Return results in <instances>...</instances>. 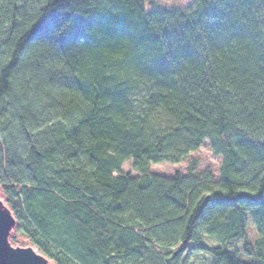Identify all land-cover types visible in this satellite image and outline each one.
Returning a JSON list of instances; mask_svg holds the SVG:
<instances>
[{"label": "trees", "instance_id": "16d2710c", "mask_svg": "<svg viewBox=\"0 0 264 264\" xmlns=\"http://www.w3.org/2000/svg\"><path fill=\"white\" fill-rule=\"evenodd\" d=\"M156 1L0 0L15 232L53 264H264V0ZM205 141L217 180L150 175Z\"/></svg>", "mask_w": 264, "mask_h": 264}, {"label": "rangeland", "instance_id": "374dc122", "mask_svg": "<svg viewBox=\"0 0 264 264\" xmlns=\"http://www.w3.org/2000/svg\"><path fill=\"white\" fill-rule=\"evenodd\" d=\"M193 0H171L162 1L157 0V7H167L170 9L184 8L188 6ZM45 0H34V9L38 10ZM196 161L197 172L209 171L213 177L217 180L219 178V167L221 164V157L213 155L211 149L209 148L208 141H205L203 145L195 152L189 154L188 158L179 164H169L161 163L156 165H151L149 169L150 175L160 176L165 178H173L175 174H180L182 176L186 175L187 167L190 162ZM122 173H130L132 177H137L139 174L131 171L130 162L127 161L122 166ZM0 217L4 219L11 220L10 226L7 228L5 235V243L8 247L15 251H31L37 258L42 261L48 262V264H53L51 261L42 256L30 243L22 236L15 232V220L13 215L7 206L5 199L0 191Z\"/></svg>", "mask_w": 264, "mask_h": 264}, {"label": "water", "instance_id": "95a60500", "mask_svg": "<svg viewBox=\"0 0 264 264\" xmlns=\"http://www.w3.org/2000/svg\"><path fill=\"white\" fill-rule=\"evenodd\" d=\"M11 223L0 217V264H44L31 251H15L6 245L5 235Z\"/></svg>", "mask_w": 264, "mask_h": 264}, {"label": "snow or ice", "instance_id": "6c2138e0", "mask_svg": "<svg viewBox=\"0 0 264 264\" xmlns=\"http://www.w3.org/2000/svg\"><path fill=\"white\" fill-rule=\"evenodd\" d=\"M63 23H64L63 21H58V22H54L50 25H47L43 30V34L37 36V39H44L45 35L48 32H54V31L58 30L63 25Z\"/></svg>", "mask_w": 264, "mask_h": 264}, {"label": "bare ground", "instance_id": "6f19581e", "mask_svg": "<svg viewBox=\"0 0 264 264\" xmlns=\"http://www.w3.org/2000/svg\"><path fill=\"white\" fill-rule=\"evenodd\" d=\"M43 263H44V264H48V262H46V261H43Z\"/></svg>", "mask_w": 264, "mask_h": 264}]
</instances>
